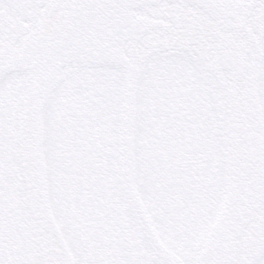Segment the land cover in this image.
<instances>
[{
	"label": "snow or ice",
	"instance_id": "6c2138e0",
	"mask_svg": "<svg viewBox=\"0 0 264 264\" xmlns=\"http://www.w3.org/2000/svg\"><path fill=\"white\" fill-rule=\"evenodd\" d=\"M0 264H264V0H0Z\"/></svg>",
	"mask_w": 264,
	"mask_h": 264
}]
</instances>
